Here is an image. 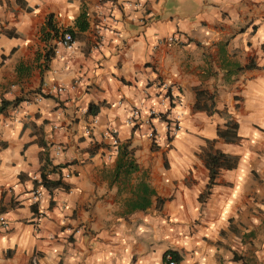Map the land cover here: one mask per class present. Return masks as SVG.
Listing matches in <instances>:
<instances>
[{
	"label": "crops",
	"instance_id": "1",
	"mask_svg": "<svg viewBox=\"0 0 264 264\" xmlns=\"http://www.w3.org/2000/svg\"><path fill=\"white\" fill-rule=\"evenodd\" d=\"M49 15L74 46L46 58ZM170 35L177 44L156 45ZM159 82L180 130L167 141L154 120L152 146L125 120L132 106L162 111ZM197 88L237 123V143L216 137L223 116L192 110ZM15 99L0 103V264H163L167 250L177 264H264V0H0V102ZM206 140L238 161L198 202ZM120 145L137 168L126 178L115 174ZM41 155L61 185L31 204ZM140 181L154 196L131 209Z\"/></svg>",
	"mask_w": 264,
	"mask_h": 264
},
{
	"label": "trees",
	"instance_id": "2",
	"mask_svg": "<svg viewBox=\"0 0 264 264\" xmlns=\"http://www.w3.org/2000/svg\"><path fill=\"white\" fill-rule=\"evenodd\" d=\"M19 1V0H16ZM83 14L81 13L79 16V20L82 19ZM77 20V21H79ZM77 21H75V25L77 24ZM78 25V24H77ZM79 29L83 28V25H78ZM45 29L48 31L45 32L44 29L41 31L40 39L43 42H47L48 40L56 41L59 36L62 34L59 32V30L51 23V16H47L46 22H45ZM62 32H68L73 37V32L70 28L64 29ZM52 45H48L45 57H49L52 55ZM247 70L255 69L254 64L252 61H249L245 64L243 68ZM34 93L39 94L43 98H49L50 96L47 94H44L40 92V90L34 91ZM214 99L215 94L209 93L205 90H201L199 88L194 90V102L192 105L193 111H202L206 113L207 115L211 114H219L223 116L225 119L224 124L222 127H219L216 129V137L218 139H221L225 143H237L239 140V137L237 136V123L226 114V112H218L214 110ZM21 101V99H15L12 102H4L1 101V105L4 104H12L15 105L17 102ZM93 108V106H90ZM96 111V109H95ZM93 111L92 114L94 115L96 112ZM90 112V111H89ZM214 140H206L205 146L200 148V152L198 154V157L202 160L203 165L207 171V182L205 185L204 190L199 194L197 200L198 202H202L203 199L209 194V190L214 184V180L218 176L220 170H231L236 167L237 165V157L231 156L228 154H224L220 152L217 149L213 148ZM130 153L129 149L127 148V145H120L117 148V154H118V160L115 165V174L117 175L119 172H122V176L124 178L128 177L131 173L135 172L137 170L135 163L133 160L128 159L127 155ZM41 166L39 168V182L34 180L33 185L34 188L39 184L43 189L46 191H50L53 188L59 187L61 185L59 180H49L46 178V175L48 173H55L58 171V166L51 165L50 161L47 159L46 156H40ZM133 196L131 203H129V207L131 209H137L142 210L146 208L149 205L150 197L154 196V191L149 188V186L143 182L140 181L135 190H133ZM157 203H161V200L157 198ZM34 206H31V209L34 210ZM166 254H169L171 256V259L177 264L180 261V256L172 250H167L164 252L162 256V262L163 264H166L165 256ZM238 258L236 256H233V260H237Z\"/></svg>",
	"mask_w": 264,
	"mask_h": 264
},
{
	"label": "built area",
	"instance_id": "3",
	"mask_svg": "<svg viewBox=\"0 0 264 264\" xmlns=\"http://www.w3.org/2000/svg\"><path fill=\"white\" fill-rule=\"evenodd\" d=\"M95 46L98 44L97 40L95 41ZM178 38L175 35H170L164 39L158 40L157 44H177ZM74 39L72 35L68 32H63L59 38L55 41L54 46L52 48L53 54H58L59 50H64L66 52H70L73 50ZM76 84V82H74ZM47 92L53 94H62L64 89L61 86L50 85ZM155 97L157 99V106L162 110L158 112L157 110L150 108L146 110V113L143 117H141L140 110L138 107H130L128 110V116L125 120V123L129 125L133 130L141 131V135L143 138L148 140L152 145H157L158 137L155 133L153 127V121L158 119L163 123L165 128L166 140L169 141L173 138L180 130V116L178 114H171L172 109L174 107V97L171 96V91L167 83L159 82L155 86ZM34 102L40 101L39 96L33 97ZM171 114V115H170ZM86 133H88L86 131ZM103 138H107L110 142V145L113 147L117 146V140L113 135V132L109 129L105 130L102 134ZM54 153L58 154L60 151L59 147H55ZM39 182V179H36ZM41 196V186L38 184L30 193V202L31 204L37 203L38 199ZM0 226L2 228L6 227V222L3 217L0 216ZM74 232H78L75 230ZM166 264H175V262L171 259L169 254L165 256Z\"/></svg>",
	"mask_w": 264,
	"mask_h": 264
},
{
	"label": "rangeland",
	"instance_id": "4",
	"mask_svg": "<svg viewBox=\"0 0 264 264\" xmlns=\"http://www.w3.org/2000/svg\"><path fill=\"white\" fill-rule=\"evenodd\" d=\"M152 146H154V145H152Z\"/></svg>",
	"mask_w": 264,
	"mask_h": 264
}]
</instances>
